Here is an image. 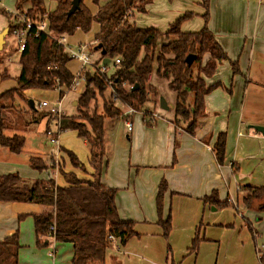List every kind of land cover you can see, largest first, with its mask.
Instances as JSON below:
<instances>
[{
  "label": "crops",
  "instance_id": "crops-1",
  "mask_svg": "<svg viewBox=\"0 0 264 264\" xmlns=\"http://www.w3.org/2000/svg\"><path fill=\"white\" fill-rule=\"evenodd\" d=\"M57 1L53 0V9ZM83 3L93 14L98 9L91 0H83ZM204 11L200 0H152L145 5V11H135L132 17L139 27L152 26L164 32L179 16L193 12L180 26L181 31L188 32L203 26ZM207 25L228 59L218 61L214 74L206 78L207 85L215 86L205 95V114L195 121L192 131L186 129V124L175 125L174 115H162L149 97L148 107L152 109H148L155 117L151 120L152 125H146L142 115L138 130L127 135L130 146L117 148L116 160L111 166L105 132L108 163L101 182L118 189L115 205L119 217L133 220L137 232L123 246L117 240L109 241L105 264H261L260 257L264 260V211L257 209L263 198L249 208H242L244 193L240 190L241 185H264V135L252 127L264 126V0H210ZM96 26L97 31V23ZM69 37L66 36V43L72 48L79 45L89 47L95 43L93 37L89 42L80 41L72 45ZM5 45L4 37L2 47ZM73 61L76 64L74 69ZM233 62L238 67L237 73L232 72ZM66 66L75 76L77 85L61 89L75 91L78 96L85 85L84 79L79 77L81 65L76 60H70ZM149 82L157 89L152 75ZM42 91L48 90H25L24 99L16 97L14 103L18 99L29 102L30 98H38L39 104L46 101L42 98ZM51 91L58 92L60 97L58 89ZM10 109L6 107L0 112L7 133L25 137L22 132L28 126L23 118L17 119L15 131L5 119V112L12 111ZM14 109L20 111L21 108ZM53 120L56 126L57 120ZM64 129H69L72 134L60 137L63 130L60 131L59 146L55 152L63 160L64 171L89 178L93 169L88 163L87 141L78 137L75 130ZM221 132L226 134V142L225 157L219 163L212 148ZM62 148L72 151L82 167H73ZM52 153L54 155V152L50 155ZM33 154L23 156L22 162L27 169L21 171L18 168L21 162L19 153L0 147V174L17 173L28 180L49 176L58 185H65L58 167L46 166L38 171L30 166V157L48 161L50 155ZM162 180L167 184L163 196V216L170 212L172 219L167 240L161 236L155 205L158 185ZM211 195L218 201H229L230 205L218 209L204 201V197ZM44 209L35 203L0 200V241L18 233L20 248L17 264L24 246H37L32 214ZM23 221L26 223L25 230L22 229ZM246 221L256 231L255 239H252ZM197 236L198 248L190 251L192 240ZM40 240L51 249L48 252L51 261L42 259L41 264H71V244L57 242L54 238ZM167 244L170 245L168 249Z\"/></svg>",
  "mask_w": 264,
  "mask_h": 264
},
{
  "label": "trees",
  "instance_id": "trees-1",
  "mask_svg": "<svg viewBox=\"0 0 264 264\" xmlns=\"http://www.w3.org/2000/svg\"><path fill=\"white\" fill-rule=\"evenodd\" d=\"M151 1L91 0L98 6L93 14L81 0L79 9L67 16L71 0H58L55 8L50 11L46 9L45 0H15V13L25 14L28 20L46 15L48 26L47 31L38 33L34 27L28 30L18 60L20 70L14 78L16 85L0 93V112L7 107L6 100L13 101L16 96L24 99L25 90H55L63 86L69 89L75 76L66 64L72 59L64 46L57 42V38L70 36L76 30L88 32L92 22L98 24V30L94 34L95 43L89 46L90 49L95 51L94 46L100 43L105 50V57L110 61L119 58V63L114 65L110 73L88 67L81 71L85 85L75 100V108L81 120H77L74 115L66 120L67 126L89 145L88 163L93 169L89 178L78 177L73 171H64L62 162L58 169L65 185H58L49 176L28 180L17 173L0 174V200L43 206L45 209L42 212L32 214L36 244L42 246L45 243L40 239L50 235L57 242L71 244V264H105L106 248L111 241L109 236H113L123 246L128 239L137 235L134 221L119 217L115 205L117 188L107 187L101 182V175L108 163L105 156L104 120L122 115L114 106L115 100L140 112L149 101L150 94L159 96L149 82L150 75L155 73L158 77L170 79L168 87L176 95L173 123L186 124V129L191 132L195 121L205 114V95L215 86L207 85L205 79L214 74L218 61L228 59L207 25L210 0H200L205 10L202 15L203 26L197 31L188 32L181 31L180 26L193 12L179 16L164 32L152 26H137L133 21V12L145 11V5ZM0 11L9 18L16 17L3 9ZM127 11L131 13L129 16L126 15ZM13 26L14 23L9 25L8 34ZM161 37H165L166 41L157 49ZM188 54L195 55L190 66L185 61ZM205 54L208 56L203 62ZM99 59H103L100 53ZM194 64L197 65L195 71ZM231 67L233 73L238 72L235 62L231 63ZM7 77L9 75L2 71L1 78ZM109 84L116 98L104 101L103 113H97L95 107L98 97H105ZM90 108L93 110L91 113L86 111ZM142 115L146 125H152V113L142 112ZM225 142L226 134L221 132L212 148L219 163L225 157ZM24 144L25 137L22 134L7 133L0 116V147L20 153ZM61 150L73 167H82L83 164L72 151ZM29 161L30 166L38 171L46 168V162L41 158L32 156ZM166 188L167 184L162 180L155 198L157 223L162 226L164 236L169 234L172 220L170 212L163 216ZM240 190L244 193L241 201L245 207L249 208L263 198L257 209L264 211V185H241ZM203 199L218 209L230 205L227 200H216L214 195ZM52 225L54 232L50 231ZM246 227L252 239H255L257 234L251 223L246 221ZM198 245L197 236L192 240L190 251H195ZM19 248L17 232L1 240L0 264H17ZM260 263L264 264L262 257Z\"/></svg>",
  "mask_w": 264,
  "mask_h": 264
},
{
  "label": "rangeland",
  "instance_id": "rangeland-1",
  "mask_svg": "<svg viewBox=\"0 0 264 264\" xmlns=\"http://www.w3.org/2000/svg\"><path fill=\"white\" fill-rule=\"evenodd\" d=\"M53 0H47L46 7L53 9ZM3 9L7 11L8 13L15 14V19L9 18L8 16L4 15L0 11V29L2 30L3 28L8 27L10 24H13L15 20H20V18H25V14H17L15 13V0H0V10ZM47 9V8H46ZM40 18L46 19L47 25H48V20L46 18V15L41 16ZM39 18V19H40ZM96 23L92 22L91 27L88 32H83L81 30H76L72 35L69 37V41L72 45L79 43L80 41H86L89 42L93 39L94 37V32L96 31ZM9 31V29H8ZM51 35V33H48ZM5 40H6V45L5 47L0 49V93L12 88L16 85L15 83V77L18 75L19 70H20V65L18 63L20 52L17 49V42L15 38L12 36L11 32L10 34L5 35ZM166 41L165 37H161L158 40L157 44V49H159L160 45ZM93 46V45H92ZM74 47V46H73ZM99 51H93L94 58L97 57ZM207 54L204 55L203 57V62L207 58ZM108 67V70L106 71L107 73H110V71L114 67V63L110 61L108 64H106ZM76 66L75 61L72 62V68L74 69ZM196 64L193 65L194 71L196 70ZM5 69V70H4ZM9 74V77L7 78H1V73L2 71H5ZM92 70V69H91ZM153 80L155 81V84L157 85V89L155 86H153L157 91L158 95L157 97L153 96L152 94L149 95L150 98L153 99V103L156 104L159 108V112L164 115L168 114L170 117L174 115V103L176 99L175 92L170 90L168 87V82L170 79L167 78H161L158 77L155 73L152 74ZM206 81V79H205ZM71 89V87L69 88ZM42 90V89H39ZM111 94V98H110ZM113 94V96H112ZM42 98L46 99V101L50 102H55L58 100V92L56 91H42L41 92ZM115 93L112 91L110 84L106 88L105 92V97L101 98L98 97L97 100V106L95 107V111L97 113H103L102 110V105L104 101H109V100H115ZM18 97V96H16ZM15 97V98H16ZM77 94L75 91H66L65 92V97L62 98V103H61V109L63 110V114L61 118L57 119L56 123L60 122L59 129L63 130L60 133V137L63 134L64 135H69L72 134L69 129H64L68 128L66 125V119L69 118V116L74 115L77 120H81L79 117V113L76 111V103L73 104V102L76 100ZM14 98V100H15ZM19 98V97H18ZM163 98L167 105H170V109L165 110L160 108L159 106V99ZM33 103H34V109L30 106L28 102H25L21 99H18L16 103L10 100H6L5 104L7 107H11L10 112H5V119L9 122V125H11V129L15 131L16 125H17V119L19 117L23 118V122L26 126H28L26 129H24L22 132L25 135L26 142L24 144L23 150L19 153V160L21 161L18 168L21 169V171H25L27 167L25 164H23V156L24 155H30L34 153L33 155L41 154L43 155H50L51 152H54V155H50V162L49 160L45 161L48 163L46 165L47 167L52 166V167H61V162L63 163V160L58 153H55L57 151V145L53 144L49 141V137L46 134L45 130L48 128H51L54 132L58 130V128L54 124L55 119L53 116H50L48 114V108L47 107H39L38 105V98H30ZM29 99V100H30ZM114 106L116 110H120L122 112V115L114 118V119H105L104 124L106 126L105 132H107V156L109 159V166H111L114 161L116 160L117 156V148H124V147H129L130 146V138H128L127 135H131V132H135L138 130L139 122L142 121V112L146 113L149 112L148 107L149 102H146L145 105L143 106L142 110L140 112H136L134 109V112L129 114V115H124V112L126 109L128 110V107L124 106L121 104L118 100H115ZM20 107V111L15 110L14 108ZM152 109V108H151ZM125 110V111H124ZM89 113H91L93 110L92 108L87 109ZM151 113V112H149ZM141 114V115H139ZM131 117V118H130ZM128 118V119H127ZM130 118V119H129ZM124 120H130L132 122V128L134 127L133 131H128L124 125ZM27 122V124L25 123ZM81 138V137H80ZM60 153V152H59ZM46 167V168H47ZM51 168V167H50ZM118 190V189H117ZM242 208H248L245 207L243 203H241ZM159 225V224H158ZM26 223L25 221L22 222V229L25 230ZM161 236L167 240L170 232L167 236L163 235V228L161 225ZM114 241V240H113ZM170 247L169 244H167V249ZM50 246H46L43 244L42 246L38 245L35 247L33 246H24L23 249L21 250L19 254V264H41L42 259L44 260H50L48 257V252L50 251ZM190 250V249H189ZM197 250V249H196ZM195 250V251H196ZM39 251V255H38ZM59 254V252H58ZM51 261V260H50Z\"/></svg>",
  "mask_w": 264,
  "mask_h": 264
},
{
  "label": "built area",
  "instance_id": "built-area-1",
  "mask_svg": "<svg viewBox=\"0 0 264 264\" xmlns=\"http://www.w3.org/2000/svg\"><path fill=\"white\" fill-rule=\"evenodd\" d=\"M130 14H131L130 11H127L126 15L129 16ZM47 26H48L47 21H46V19H43V18L36 19V20H28L26 18H20V20H16L14 22V26L11 29V34L17 42L18 51L20 52L23 50L26 35L28 33V30L31 27H34L35 32L38 33L40 31H47ZM65 38H66L65 36L59 37V38H57V42L64 46L66 53L68 54V56L72 60H76L80 63L81 71L87 67L91 68V69L98 68L100 70V72H106L108 70L107 65L103 64L102 59L94 58L93 50H91L88 46L79 45L76 48H72L69 44L66 43ZM113 63H114V65H117L119 63V58H115ZM81 71H80V74H81ZM79 77H81V75H79ZM76 85H77V80L74 77V79L71 83V88L73 86H76ZM57 89H58V91H60V97L58 98L57 101L48 102V101L43 100V101H40L38 104L39 107H47L48 108V114L50 116H53L56 120L61 118V116L63 114V110L61 109V103H62V98L64 97V93H65V91L62 90L61 87L57 88ZM57 89H55V90H57ZM133 112H134V110L131 107H128V110H126L124 112V115H129ZM153 118H155V117L152 114V117L150 118V120H152ZM124 125L128 131L132 130V122L130 120H124ZM56 127L58 128V130L56 132H54L50 129H47L46 134L49 137V141L53 144H56L58 147L59 146V133L61 131V129H59V123L56 124ZM54 229L55 228L52 225L50 227V231L54 232ZM45 238H54V237H52V235H50V236H47ZM109 239L111 241L116 240L113 236H109Z\"/></svg>",
  "mask_w": 264,
  "mask_h": 264
},
{
  "label": "water",
  "instance_id": "water-1",
  "mask_svg": "<svg viewBox=\"0 0 264 264\" xmlns=\"http://www.w3.org/2000/svg\"><path fill=\"white\" fill-rule=\"evenodd\" d=\"M80 1L81 0H71V6H70V8L67 11V16H70L76 10L79 9V7H80ZM8 29H9V26L6 27V28H3L0 31V49L2 48V45H3V42H4V37L8 33ZM94 50L95 51H99L100 55L103 56V59H102L103 64H108L110 62V59L107 58V57H105V50H104V48L102 47V45L100 43H98V44H96L94 46ZM194 59H195V55L194 54H188L186 56V58H185V61H186L187 65L190 66L193 63ZM28 103L30 104V106L32 108L34 107V103H33V101L31 99L29 100ZM75 103L76 102H73V104H75ZM159 106H160V108L165 109V110H167L169 108V106L167 105L166 101L163 98H160L159 99ZM252 127L255 130L261 132L264 135V126H261V125H253Z\"/></svg>",
  "mask_w": 264,
  "mask_h": 264
}]
</instances>
